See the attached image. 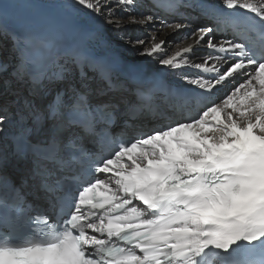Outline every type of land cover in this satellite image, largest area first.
Returning <instances> with one entry per match:
<instances>
[{"label": "snow or ice", "instance_id": "1", "mask_svg": "<svg viewBox=\"0 0 264 264\" xmlns=\"http://www.w3.org/2000/svg\"><path fill=\"white\" fill-rule=\"evenodd\" d=\"M5 45L0 264H264V0H0Z\"/></svg>", "mask_w": 264, "mask_h": 264}, {"label": "bare ground", "instance_id": "2", "mask_svg": "<svg viewBox=\"0 0 264 264\" xmlns=\"http://www.w3.org/2000/svg\"><path fill=\"white\" fill-rule=\"evenodd\" d=\"M129 31L131 32L132 35H140L141 32H142V34H145L143 29H138V28H130ZM169 39H172V38L170 37ZM9 47H10V45H5L4 47L0 48V60H6V59L10 58ZM94 47L98 51H105L106 52L104 46H102V45H95ZM107 53L115 59H125L126 61L144 64L147 67V69L154 70L156 67L154 61H151L148 58L138 57L136 55L135 51L124 47L123 45L119 44L118 42H114L111 45V49L108 50ZM171 102L173 103L174 101L171 100ZM191 107L194 110V106H191ZM165 108L166 107L164 105H162L161 110L163 111ZM160 122L164 123L166 121L162 120ZM155 123L156 122H154V121H147L146 120L143 122H138L137 124L140 127V131L149 132L155 126Z\"/></svg>", "mask_w": 264, "mask_h": 264}, {"label": "rangeland", "instance_id": "3", "mask_svg": "<svg viewBox=\"0 0 264 264\" xmlns=\"http://www.w3.org/2000/svg\"><path fill=\"white\" fill-rule=\"evenodd\" d=\"M139 33V32H138ZM140 35H142V32L140 33Z\"/></svg>", "mask_w": 264, "mask_h": 264}]
</instances>
